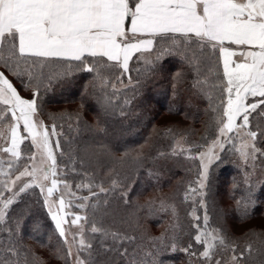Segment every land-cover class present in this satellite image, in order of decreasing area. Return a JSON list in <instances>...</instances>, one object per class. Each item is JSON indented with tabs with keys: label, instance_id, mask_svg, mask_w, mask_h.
Returning a JSON list of instances; mask_svg holds the SVG:
<instances>
[{
	"label": "snow or ice",
	"instance_id": "6c2138e0",
	"mask_svg": "<svg viewBox=\"0 0 264 264\" xmlns=\"http://www.w3.org/2000/svg\"><path fill=\"white\" fill-rule=\"evenodd\" d=\"M137 54L146 65L166 55L180 56L195 74L192 87L205 96L214 114L216 138L207 151L189 156L200 160L201 170L184 198L193 201L190 215L199 222L195 205L206 209L208 163L219 159L215 149H223L225 142L232 143L245 162L249 158L254 160L258 151L245 138H257V131L250 127L252 120L258 121V129L264 122V0H0V67L21 79L22 86L31 89L32 95L31 99L23 98L6 72L0 71V177H7L0 180V223L20 193L30 188H39L42 194L46 191L44 205L65 246L56 258L65 264L69 258L72 264H92V245L85 238L89 231L114 240L132 238L105 229L94 218L99 201L89 202L99 193L115 191V179L107 189L103 182L95 184L92 179L76 185L77 189H87L90 196H77L63 179L54 152L55 149L63 155V149L59 139L53 145L51 137L62 135L57 132L55 121L69 114L49 113L51 126L39 119L40 89L55 76L68 75L73 69L95 73L101 85L107 86L111 80L104 73H127L129 61ZM56 66L64 70L54 76L51 69ZM21 124L27 136L21 134ZM29 138L34 149L30 154L22 147ZM183 139L186 141V137ZM177 145L180 150L174 147L173 155L200 147L185 148L179 141ZM22 161L23 168L19 170ZM20 183L22 186L14 191ZM93 188L99 192L92 191ZM5 191L13 195L4 198ZM66 195L82 201L76 205L79 209L91 208L92 217L68 211L73 201H66ZM167 207L172 208L175 217V207L165 206L162 201L161 210ZM69 216L74 218L69 221ZM203 224V228L199 223L193 227L197 230L194 239L203 248L199 259L204 264H244L252 254L250 243L241 250L222 229L211 228L207 211ZM172 247L175 250V237ZM191 247L182 251L195 256ZM9 251L16 254L15 249ZM82 252H88L87 260L81 258ZM122 255H127V250ZM31 264H40L39 258L33 256Z\"/></svg>",
	"mask_w": 264,
	"mask_h": 264
},
{
	"label": "trees",
	"instance_id": "16d2710c",
	"mask_svg": "<svg viewBox=\"0 0 264 264\" xmlns=\"http://www.w3.org/2000/svg\"><path fill=\"white\" fill-rule=\"evenodd\" d=\"M63 70L56 66L51 73L55 76ZM0 71L6 72L23 98L32 97L31 89L25 90L21 79L2 67ZM104 75L111 80L107 86L101 85L95 73L73 69L68 75L55 76L40 89V116L46 124L53 123L49 113L69 114L55 121L57 132L62 133L56 138L63 149V155L56 151L55 155L58 170L63 171L72 191L77 196H90L87 189L76 188L89 179L95 184L103 182L106 189L113 179L118 182L115 191L99 193L89 202L99 201L94 218L105 229L132 239L114 240L87 232L92 264H204L199 259L203 248L194 239L197 230L193 224L204 227L205 211L209 226L222 229L241 250L252 245V254L244 264H264V122L259 129L255 119L250 125L258 133L253 141L258 150L254 160L245 162L232 143H224L219 159H214L208 169L206 209L195 205L200 217L197 222L190 215L193 201L184 198L199 172L197 159L189 156L214 139L217 132L208 100L192 87L195 74L178 55H166L146 65L137 54L129 61L127 73L106 71ZM178 138L185 148L200 147L173 155L174 147L180 150ZM22 147L31 153L29 139ZM12 195L4 192V198ZM67 197L73 201L72 213L92 217L91 208L81 210L76 205L82 201ZM162 201L175 207V217L171 207L161 210ZM49 216L39 188L15 197L0 223V261L25 264L27 260L31 264L35 256L40 264H65L56 258L65 246ZM189 245L195 256L182 251ZM9 249H15L16 254ZM125 250L127 255H122ZM80 255L88 259V252ZM71 262L69 258L68 264Z\"/></svg>",
	"mask_w": 264,
	"mask_h": 264
},
{
	"label": "rangeland",
	"instance_id": "374dc122",
	"mask_svg": "<svg viewBox=\"0 0 264 264\" xmlns=\"http://www.w3.org/2000/svg\"><path fill=\"white\" fill-rule=\"evenodd\" d=\"M31 98H32V97H30V99H31ZM38 118H39V119H42L41 116H39ZM22 132H23V125L21 124V134H22ZM25 134L27 135V133H25ZM22 135H23V134H22ZM216 136H217V134H216ZM216 136H215V138H216ZM215 138H214V139H215ZM214 139H212L211 141H209V142H208L203 148H200V150H198V151L194 154V156H198V154H199L200 152H205V151H207L208 146L212 143V141H213ZM245 139L247 140V142H249V143H253V141L251 140L250 137H246ZM51 140H52V143H53V145H54L55 142H56V140H57V138H56V137H51ZM29 141H30V143H31L30 138H29ZM177 141H179L180 144L182 145V141H181V139L178 138ZM176 143H177V142H176ZM239 144H240V140L237 139V140L235 141V146L238 147ZM176 146H177V145H176ZM178 147H179V146H178ZM32 151H34V149H32ZM219 151H220V148L217 147V148L215 149V152H216L217 155L219 154ZM54 152H55V149H54ZM214 159H215V158L212 159V162H213ZM196 161H198V165H197V166H198V169H199V171H200V170H201V162H200V160H199L198 158H197ZM212 162H211V163H212ZM205 163H208L207 160L205 161ZM211 163H208V169H209ZM21 168H23V166H22ZM21 170H22V169H21ZM16 174H18V172L15 173V174L13 175V178H14V176H15ZM27 179H28V178H24L25 181H26ZM20 186H22V183L18 184L17 187L14 188V191H18ZM60 187H61V191H64L63 186L61 185ZM11 193H12V192H11ZM12 194H13V193H12ZM45 195H46V191H45V193H44V196H45ZM59 195H60L59 192L55 194V196H56L57 199L59 198ZM65 199H66V201H67L69 198H68L67 196H65ZM50 200H51V198H50ZM57 207H58V205H57ZM72 208H73V207H72V205H71V207H69L67 210L71 212V211H72ZM47 210H48V209H47ZM73 212H75V213H80V212H76V211H73ZM49 217H50V216H49ZM71 217H72V219H73V216H71ZM67 219H68L69 221L71 220L70 217H67ZM53 223H54V222H53ZM65 227H67V225H65ZM73 231H75V229H73ZM73 253H74V255H75V249H73ZM71 261H72V258H71ZM71 264H72V262H71Z\"/></svg>",
	"mask_w": 264,
	"mask_h": 264
}]
</instances>
